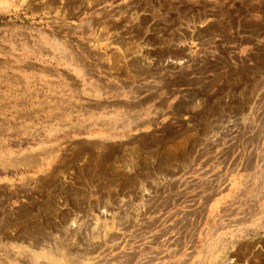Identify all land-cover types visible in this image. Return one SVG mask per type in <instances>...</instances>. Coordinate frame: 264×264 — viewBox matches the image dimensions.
<instances>
[{"label":"rangeland","instance_id":"374dc122","mask_svg":"<svg viewBox=\"0 0 264 264\" xmlns=\"http://www.w3.org/2000/svg\"><path fill=\"white\" fill-rule=\"evenodd\" d=\"M0 264H264V0H0Z\"/></svg>","mask_w":264,"mask_h":264},{"label":"bare ground","instance_id":"6f19581e","mask_svg":"<svg viewBox=\"0 0 264 264\" xmlns=\"http://www.w3.org/2000/svg\"><path fill=\"white\" fill-rule=\"evenodd\" d=\"M255 41V40H254ZM253 42V41H252ZM189 49V48H188ZM167 60V59H166ZM177 61V60H176ZM176 61H173V60H169L168 62H167V64H169V65H174V64H177V62ZM179 62H181V61H179ZM153 64V63H152ZM156 67V66H155ZM90 102V101H89ZM227 102V101H226ZM242 103V102H241ZM247 103V102H246ZM228 104L229 105H232V101L231 100H228ZM250 104V103H249ZM252 104V103H251ZM87 105V104H86ZM92 106V105H91ZM94 106V105H93ZM98 105H96V107H97ZM247 106L248 105H245V109L247 108ZM100 106H98V108H99ZM249 107V106H248ZM101 108V107H100ZM97 109V108H96ZM226 109V108H225ZM235 109V108H234ZM230 111V110H229ZM235 111L236 110H233L232 109V112L230 113V116H231V118L233 117H235V119H237L238 117H237V115L235 114ZM241 111H243V110H241ZM240 111V112H241ZM247 112V111H246ZM240 114V113H239ZM235 115V116H234ZM229 116V117H230ZM248 121V120H247ZM243 123V122H242ZM239 124H240V122H239ZM227 126L229 127L228 129V131H232L233 132V130H235V132H236V128H235V126H236V124H234V120H229V121H227ZM242 126V125H241ZM239 127V126H238ZM231 128L233 129V130H231ZM235 128V129H234ZM244 128H246V127H244ZM230 134V133H229ZM214 139H216V138H213V140ZM4 161V160H3ZM28 161V160H27ZM24 162V161H23ZM12 163H14V161H12V160H10L9 161V163H8V161L6 160V163H5V165H12ZM149 196V195H148ZM103 211V210H102ZM104 226V225H103ZM98 238V237H97Z\"/></svg>","mask_w":264,"mask_h":264}]
</instances>
